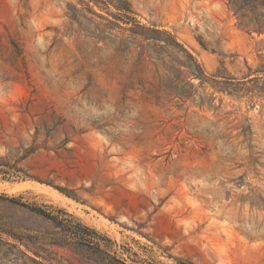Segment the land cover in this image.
Returning a JSON list of instances; mask_svg holds the SVG:
<instances>
[{
  "label": "rangeland",
  "instance_id": "1",
  "mask_svg": "<svg viewBox=\"0 0 264 264\" xmlns=\"http://www.w3.org/2000/svg\"><path fill=\"white\" fill-rule=\"evenodd\" d=\"M250 18L229 0H0V264H264Z\"/></svg>",
  "mask_w": 264,
  "mask_h": 264
},
{
  "label": "trees",
  "instance_id": "2",
  "mask_svg": "<svg viewBox=\"0 0 264 264\" xmlns=\"http://www.w3.org/2000/svg\"><path fill=\"white\" fill-rule=\"evenodd\" d=\"M230 7L235 11V14L240 19V25L244 27L251 26V18L250 13H256L259 16L264 17V12L256 11L259 6H264V0H229ZM256 31L259 33L264 32V22L259 23L256 27ZM9 201L13 203H18L24 206H28L25 203H22L20 200L16 198H7ZM31 209L36 213L43 215L44 217L50 218L52 220H56V216L52 215L50 212L45 211L44 209L36 206H32ZM82 227V225H81ZM84 228H88L83 226Z\"/></svg>",
  "mask_w": 264,
  "mask_h": 264
}]
</instances>
